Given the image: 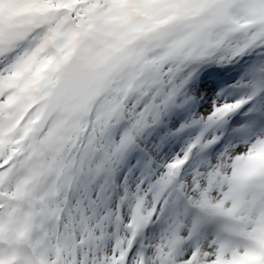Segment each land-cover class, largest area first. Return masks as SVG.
I'll return each mask as SVG.
<instances>
[{"label": "snow or ice", "instance_id": "snow-or-ice-1", "mask_svg": "<svg viewBox=\"0 0 264 264\" xmlns=\"http://www.w3.org/2000/svg\"><path fill=\"white\" fill-rule=\"evenodd\" d=\"M0 264H264V0H0Z\"/></svg>", "mask_w": 264, "mask_h": 264}]
</instances>
